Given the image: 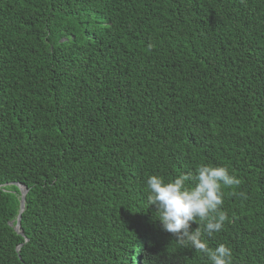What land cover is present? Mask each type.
<instances>
[{
    "label": "trees",
    "instance_id": "trees-1",
    "mask_svg": "<svg viewBox=\"0 0 264 264\" xmlns=\"http://www.w3.org/2000/svg\"><path fill=\"white\" fill-rule=\"evenodd\" d=\"M202 164L264 264V0H0V264H211L147 204Z\"/></svg>",
    "mask_w": 264,
    "mask_h": 264
},
{
    "label": "clouds",
    "instance_id": "clouds-1",
    "mask_svg": "<svg viewBox=\"0 0 264 264\" xmlns=\"http://www.w3.org/2000/svg\"><path fill=\"white\" fill-rule=\"evenodd\" d=\"M146 184L148 208L155 206L156 219L164 231L171 233L181 245L204 253L211 264H233L232 249L226 244L210 248L199 223L203 222V232L211 237L219 233L229 219L222 210L223 189L239 186L240 180L230 174L228 167L202 164L194 175L180 174L168 180L151 175ZM194 223L198 227L193 230Z\"/></svg>",
    "mask_w": 264,
    "mask_h": 264
},
{
    "label": "water",
    "instance_id": "water-1",
    "mask_svg": "<svg viewBox=\"0 0 264 264\" xmlns=\"http://www.w3.org/2000/svg\"><path fill=\"white\" fill-rule=\"evenodd\" d=\"M17 187L20 188L21 191V205H20V212L17 217L16 225L14 226V222L11 223V226L15 228V231L19 233L21 236L25 237L23 230L21 229V221H22V214L25 211V206H26V195L28 193V190L25 186L16 184ZM27 241V240H26ZM20 247L18 248V252L20 251Z\"/></svg>",
    "mask_w": 264,
    "mask_h": 264
}]
</instances>
